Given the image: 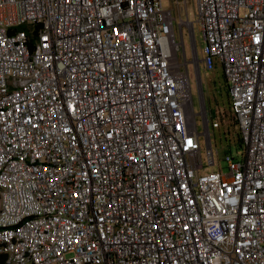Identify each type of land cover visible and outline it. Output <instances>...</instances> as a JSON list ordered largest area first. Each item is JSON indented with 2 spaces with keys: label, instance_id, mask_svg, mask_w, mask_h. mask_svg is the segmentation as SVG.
Returning <instances> with one entry per match:
<instances>
[{
  "label": "built area",
  "instance_id": "2783aa9c",
  "mask_svg": "<svg viewBox=\"0 0 264 264\" xmlns=\"http://www.w3.org/2000/svg\"><path fill=\"white\" fill-rule=\"evenodd\" d=\"M195 8L201 59L162 0H0L5 264H264V0ZM189 62L227 84L225 172Z\"/></svg>",
  "mask_w": 264,
  "mask_h": 264
},
{
  "label": "rangeland",
  "instance_id": "374dc122",
  "mask_svg": "<svg viewBox=\"0 0 264 264\" xmlns=\"http://www.w3.org/2000/svg\"><path fill=\"white\" fill-rule=\"evenodd\" d=\"M163 7L171 8L172 12L176 18L174 24L175 32L177 33V38L180 39L179 29L177 28V22L179 16L182 20L188 18L193 22V33L195 39V47L197 51V56L199 59L202 58L201 49L204 45V40L202 38V33L199 24L196 21V8L195 0H179V7L182 9L179 12L178 7L175 3H171L170 0H162ZM187 11V12H186ZM183 41L186 50V58L189 60L192 57V52L190 48V34L186 27H183ZM188 72L191 84V93L193 99V109L196 113V123L198 130L203 131L202 118L198 114L200 110V101L204 99L205 108L207 111L208 125H209V139L211 142V149L213 151L215 165H207L206 159V140L205 136H200L201 144V156L203 163L206 167L205 171H217V165L222 167V172L226 171V162L223 160L225 154H230L236 160H242L244 156V147L240 146L235 140V134L237 128L234 124V119L228 108V99L225 93L226 85L223 72L219 65L212 71H204L202 64H200V87H198V81L196 79L194 68L191 62L188 63ZM213 111L215 115H213ZM222 117V126L219 129L211 128V121ZM223 132H226L225 134ZM228 137V138H227Z\"/></svg>",
  "mask_w": 264,
  "mask_h": 264
},
{
  "label": "trees",
  "instance_id": "16d2710c",
  "mask_svg": "<svg viewBox=\"0 0 264 264\" xmlns=\"http://www.w3.org/2000/svg\"><path fill=\"white\" fill-rule=\"evenodd\" d=\"M21 28H24V26H21ZM225 85H226V90H225V93H226V97H227V99H228V108H229V111H230V113H231V115H232V117H233V119H234V124H235V126H236V130H237V132H233L232 133V135L233 134H235V140H236V142L240 145V146H243V144H242V139H241V135H240V131H239V129H238V125H237V120H236V118H235V116H234V114L232 113V111H231V108H230V101H229V98H228V94H227V84H226V81H225ZM214 112V111H213ZM214 115V114H213ZM221 119H222V117L220 116V118H219V121H220V126L217 128V129H219V128H221V126H222V122H221ZM224 134L226 133V132H223ZM228 138V137H227ZM0 264H5V256L3 255V254H0Z\"/></svg>",
  "mask_w": 264,
  "mask_h": 264
},
{
  "label": "water",
  "instance_id": "95a60500",
  "mask_svg": "<svg viewBox=\"0 0 264 264\" xmlns=\"http://www.w3.org/2000/svg\"><path fill=\"white\" fill-rule=\"evenodd\" d=\"M198 87H200V84H198Z\"/></svg>",
  "mask_w": 264,
  "mask_h": 264
}]
</instances>
